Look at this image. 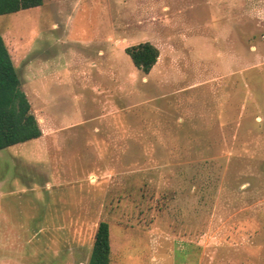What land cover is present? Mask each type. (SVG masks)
I'll return each mask as SVG.
<instances>
[{
    "label": "rangeland",
    "instance_id": "rangeland-1",
    "mask_svg": "<svg viewBox=\"0 0 264 264\" xmlns=\"http://www.w3.org/2000/svg\"><path fill=\"white\" fill-rule=\"evenodd\" d=\"M0 35L41 129L0 150V264H86L99 221L110 264H264V0H43Z\"/></svg>",
    "mask_w": 264,
    "mask_h": 264
},
{
    "label": "trees",
    "instance_id": "trees-1",
    "mask_svg": "<svg viewBox=\"0 0 264 264\" xmlns=\"http://www.w3.org/2000/svg\"><path fill=\"white\" fill-rule=\"evenodd\" d=\"M42 1L0 0V15L39 6ZM124 52L144 74L150 71L159 56L158 48L149 41L126 46ZM40 135L41 129L20 88L11 55L0 35V150ZM110 253L108 224L106 221H99L86 264H110Z\"/></svg>",
    "mask_w": 264,
    "mask_h": 264
},
{
    "label": "crops",
    "instance_id": "crops-1",
    "mask_svg": "<svg viewBox=\"0 0 264 264\" xmlns=\"http://www.w3.org/2000/svg\"><path fill=\"white\" fill-rule=\"evenodd\" d=\"M122 51H124V49H123ZM158 57H159V56H158ZM157 59H158V58H157ZM156 61H157V60H156ZM155 63H156V62H155ZM154 65H155V64H154ZM154 65H153V66H154ZM115 66H116V63H115ZM133 66H134V65H133ZM153 66H152V67H153ZM134 67H135V66H134ZM115 68H116V67H115ZM135 68H136V67H135ZM110 248H111V247H110Z\"/></svg>",
    "mask_w": 264,
    "mask_h": 264
}]
</instances>
